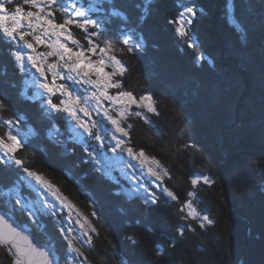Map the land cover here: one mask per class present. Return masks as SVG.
Masks as SVG:
<instances>
[{
  "label": "trees",
  "instance_id": "16d2710c",
  "mask_svg": "<svg viewBox=\"0 0 264 264\" xmlns=\"http://www.w3.org/2000/svg\"><path fill=\"white\" fill-rule=\"evenodd\" d=\"M147 2L151 10L141 19L145 0H113L128 16L134 38L143 37L141 48L126 50L119 17L94 28L101 34L93 41L125 49L115 53L128 68L117 77L120 90L132 91L137 98L145 92L154 94L160 114L146 112L150 123L130 116L129 145L156 156L169 169L172 178L165 177L163 187L178 200L153 187L158 203L149 204L145 212L139 198L128 199L123 181L94 170L82 147L76 146V156L62 153L49 136L53 122L67 135L62 117L52 114V121L42 117L38 102L20 94L19 76L8 54L10 44L0 35V98L10 104L0 117H24L18 122L32 128L18 158L58 187L92 222L96 228L92 244L81 246L91 264H117L118 257L131 264H264V2ZM193 4L198 15L189 27L197 45L189 47L176 33L175 23L168 21L176 20L182 5ZM6 5L15 8L13 3ZM23 7L27 10L28 5ZM236 21L247 28L246 40L236 30ZM72 30L82 40L80 30ZM199 53L204 54L203 61L196 59ZM77 157L89 162L76 167ZM4 167L12 169L6 180L23 174L18 166L0 164V169ZM202 174L214 181L211 186L201 182L195 190L198 210L215 221L204 229L196 220L185 219L187 210L181 211L193 190L190 178ZM0 208L16 222L27 223L40 241L53 242L60 263L67 264L65 241L51 216L42 215V225L37 226L29 223L14 200ZM189 224L195 231L188 229ZM178 227L185 229L182 237ZM133 234L139 239L135 246L125 238ZM0 264H11L3 248Z\"/></svg>",
  "mask_w": 264,
  "mask_h": 264
},
{
  "label": "snow or ice",
  "instance_id": "6c2138e0",
  "mask_svg": "<svg viewBox=\"0 0 264 264\" xmlns=\"http://www.w3.org/2000/svg\"><path fill=\"white\" fill-rule=\"evenodd\" d=\"M264 2V0H262ZM7 3L15 4L14 10L6 7ZM71 5L69 8L64 6V0H23V4L17 0H0V35L12 42L8 49L9 56L14 60L15 66L19 72L28 75L30 69H35L39 77L33 76L32 82L41 90L33 91L31 95L27 92H21L28 100L38 102L41 109V116L53 120V113L60 114L65 119V131L70 135L64 136L59 125L55 122L51 123L49 128V136L54 144L61 147L62 153L76 156V146L83 148L91 161L94 162V170L104 175H110L113 170L114 163H120L123 168L130 169L136 166L123 160L122 157H108L103 151V144L106 138L110 137L114 141V146L109 145L112 153L126 152L128 157L137 161V165L146 170L147 174L154 177L155 181L160 182L162 191L166 193L172 200H178L176 194L167 187H163L165 177L171 179L169 169L164 167L156 156H148L144 149H134L130 146L129 140L124 138L130 137V129L132 125L128 123L130 116H136L150 123L147 116L141 111H133V105L137 109H144L146 112L159 115L157 102L154 94L145 92L138 98L132 91L119 90L122 89V83L117 77H123L128 71L125 63L118 58L115 53L125 51L124 48H114L111 43H105L103 46L96 44L92 39H88L89 47L84 49L80 46V42L75 38L69 26L74 25L77 28L88 33V36L99 39L101 33L97 31H89L90 28H103L105 24L110 23L111 19L119 17L123 27V45L127 46L126 50L132 52L133 49H139L143 46V37L134 38L131 29L128 28V16L120 9L114 6L113 0H91L86 6L81 3L77 4V0H68ZM109 7L105 9L104 4ZM23 5H28L27 10ZM59 8L63 15V22L57 23L55 17V8ZM142 7L141 19L146 16L152 5L145 0ZM176 20H169V24H178L176 33L183 38L189 47H196L197 41L191 34L190 25L197 17V7L193 5L181 6ZM32 9H35L33 11ZM103 13L99 19H93L92 15ZM236 30L240 33L242 39H247V28L242 22L236 21ZM31 37L29 40L27 37ZM47 37L48 39H45ZM55 37V39H52ZM76 45L79 50H74L68 46V42ZM44 45L50 49L47 52H38L36 46ZM30 50V51H26ZM96 55L99 53V59L92 60L85 53ZM55 57V61L49 63V58ZM198 61H203L205 56L199 53L196 56ZM211 63V61H209ZM106 67H110L112 71H106ZM65 71L67 75L65 76ZM52 80L49 82L48 75ZM95 76V79H93ZM78 78V79H77ZM77 80L78 83L88 85L87 95L81 96L71 91L65 84L57 83V80ZM109 89H118L115 95L110 94ZM59 94L62 99L58 103L54 102L53 97ZM108 102L105 104V102ZM10 104L5 98H0V111H7ZM95 111L110 123L111 130L103 125L102 122L92 119L91 113ZM115 113V115H113ZM24 117L9 116L0 123V128H5L3 134H0V164L18 166L22 175H17L15 179H5L12 169L4 167L0 169V205L8 206L12 200L16 205H21L20 211L27 216L29 223L39 225V216L51 213L56 215L53 209L55 205L49 202L43 195L37 200L30 201L22 195L21 189L24 184L31 185L35 181V185L39 186L37 191L43 189L65 208L74 209L76 206L63 195L59 188L46 179L42 174L25 166L24 160L18 158V151L25 145L18 138L20 133L17 129L16 134L13 128L17 127L18 120ZM159 134V133H158ZM94 140L100 146V150L93 148L88 141ZM72 144L73 147H69ZM91 149V150H90ZM89 161H81L77 157L74 162L76 167L81 163ZM123 171V169H121ZM137 187L130 188L128 191V199L139 198L147 212L149 204L158 203V197L155 192L146 187L145 183L140 181L133 173L130 177ZM192 189L188 192L190 199L181 205V211L186 212L185 219L196 220L201 229L209 225H213L215 221L210 218L209 214L202 213L198 210V200L196 189L202 182L211 186L214 181L207 175H195L190 178ZM142 190V191H141ZM125 215L128 214L127 209H121ZM96 215L95 212L92 213ZM87 237L85 243L91 245L92 238L89 229L96 231L87 216H84L77 209V218L75 221ZM136 223H140L139 220ZM190 231H195L191 224L188 225ZM63 240L67 244V261L68 264H91V261L85 254L82 247H77L76 237L71 235L73 229L68 227L59 229ZM177 233L182 237L185 233L183 227L176 229ZM132 246L139 243L138 237L128 235L125 237ZM175 242L170 245L174 247ZM116 246L113 245V248ZM0 248L5 249L7 255L11 257V264H60L55 245L49 241L45 244H38L30 233L26 232L24 227L17 225L15 221L6 213L0 212ZM72 253L75 256L71 255ZM155 254L159 256L161 250L157 248ZM83 258V260H80ZM117 264H131V261L125 258H117Z\"/></svg>",
  "mask_w": 264,
  "mask_h": 264
},
{
  "label": "rangeland",
  "instance_id": "374dc122",
  "mask_svg": "<svg viewBox=\"0 0 264 264\" xmlns=\"http://www.w3.org/2000/svg\"><path fill=\"white\" fill-rule=\"evenodd\" d=\"M91 0H77V4L79 6V4L83 3L85 4V6L90 3ZM8 4V3H7ZM64 6L69 8V13L71 12V5L68 3V0H64ZM7 7V5H6ZM8 8V7H7ZM33 11H35V9H32ZM59 8H55V17H56V22L59 23L58 20H61L63 22V15L60 13ZM93 19H99L101 18L100 15H92ZM60 22V23H62ZM176 27H178V24H175ZM72 27H76L74 25H70L69 28L71 30V32L73 33V35L75 36V38L80 42V46L83 47L84 49H87L89 47L88 45V39H92L93 37L88 36V33H85L83 30H80L81 33V37L82 40H80L75 32L72 30ZM94 28H90L89 31H98ZM86 36L88 37V39H86ZM29 40H31V37H27ZM5 39V38H4ZM45 39H48L47 37H45ZM52 39H55V37H52ZM7 43L12 44L11 41L5 39ZM97 44V43H96ZM68 46L72 47L74 50H79L77 48L76 45H73L70 41L68 42ZM101 46V45H100ZM36 50L38 52H47L50 49L46 48L44 45H38L36 46ZM26 51H30V50H26ZM85 55L89 56L90 59L92 60H97L99 59V53H97L96 55H92L91 53H85ZM55 57H50L49 58V63L55 61ZM14 62V60H12ZM14 67L16 68V72L19 76V80H20V84H21V90L22 92L26 91L27 95H31L33 91H41L35 84L34 82H32V77H39V74L35 72V69H31V66L29 65V73L28 75H24L21 74L18 70V68L15 66V62L13 63ZM106 71H112V69L110 67H106L105 69ZM67 75V72L65 71V76ZM78 79V78H77ZM93 79H95V76H93ZM48 80L49 82H51L52 77L49 74L48 75ZM174 81H176L174 79ZM57 83H63L65 84L71 91L76 92L77 94L84 96L87 95V91L86 89H88V85H85L83 83H78L77 80H57ZM164 83V82H163ZM120 90V89H119ZM118 91V89H109L110 94L115 95L116 92ZM63 97H61L58 93L53 97L54 102L58 103L60 99H62ZM108 102L106 101L105 104H107ZM133 111H141L144 113V115L146 116V111L144 109H137L135 105H133ZM56 114V113H53ZM59 116L62 117L64 123H65V119L62 115L57 114ZM92 115V119H95L97 121H100L103 123V125L105 127H107L108 129L111 130V125L110 123H108V121L102 116V114H98L97 112L93 111L91 113ZM113 115H115V113H113ZM20 117V116H18ZM0 123H3V119L0 117ZM56 123V122H55ZM57 124V123H56ZM60 128V127H59ZM19 131L20 135L18 138L21 139V141L23 142L24 137L26 134H28V132H31L32 128L30 126L27 125V127H23L20 122H18L17 127L13 128V132L14 134H16V131ZM61 130V128H60ZM5 131V128H4ZM61 132L63 133V135L65 136L64 132L61 130ZM67 135H70V132L67 131ZM66 135V136H67ZM126 140H129V137L124 138ZM88 143L93 147L96 148L97 150H100L101 146L94 140H89ZM114 141H111V138L108 137L105 139L104 144H103V151L106 154V156L108 157H117L120 158L122 157L124 161L131 163L132 165L136 166L134 168H130V169H126L123 168V165L120 163H114L113 165V170L111 171L110 175L111 177L114 176V178H116L119 182L123 181L122 185L124 186V190L125 192L128 194V191L130 188H134L137 187L136 183L130 178L131 175L134 173L138 179L142 182L145 183L146 187L149 188L152 191V188H156L159 190H162V187H160V182L159 181H155V178L148 175L146 170L141 169L138 165H137V161L136 160H132L130 157H128L126 152H119V153H112L110 150L109 145L111 144L112 146H114ZM128 146H130L128 144ZM91 150V149H90ZM89 160L91 161V158L89 157ZM92 162V161H91ZM94 164V162H92ZM123 169V171L121 170ZM25 187L21 189V193L23 196H25L28 200L30 201H35L37 200V198L40 195H43L49 202H51L53 205H55V208L53 209V211H55L56 215L53 216L51 213H47V214H42V215H47V216H51L52 220L54 221V223L56 224V227L58 229L60 228H65V231L67 230L68 227H71L73 229L71 235L76 237L77 243L76 246L77 247H86L88 244L85 243V241L87 240V237L83 235L82 230L80 229V226L75 222L76 218H77V208L75 207L74 209H68L65 208L63 205L60 204V202L58 200H56L53 196H51L49 193L44 192L43 189H40L39 191H37V189L39 188V186L35 185V181L31 182V185L29 184H24ZM142 191V190H141ZM21 207V205H19ZM80 213H82L81 211H79ZM83 214V213H82ZM39 216V223L42 225V220H41V216ZM84 215V214H83ZM85 216V215H84ZM92 223V222H91ZM92 231L89 229V234L91 236ZM64 241V240H63ZM88 247V246H87ZM245 248V247H244ZM65 258H66V263L68 264L67 261V244L65 242ZM71 255L75 256L74 253H72ZM80 260H83V258H80ZM245 264V263H244Z\"/></svg>",
  "mask_w": 264,
  "mask_h": 264
},
{
  "label": "water",
  "instance_id": "95a60500",
  "mask_svg": "<svg viewBox=\"0 0 264 264\" xmlns=\"http://www.w3.org/2000/svg\"><path fill=\"white\" fill-rule=\"evenodd\" d=\"M0 212H3V213H6L2 208H0ZM7 214V213H6ZM8 215V214H7ZM9 216V215H8ZM10 217V216H9ZM15 221V220H14ZM15 223L17 224V225H20V226H22V227H24V229H25V231L26 232H28V233H30L31 234V236L35 239V241L38 243V244H45V243H47V242H44V241H40L36 236H35V234H33V232H32V230H31V227L27 224V223H18V222H16L15 221ZM246 241H247V238L245 239V243H246ZM244 247H245V245H244ZM57 254H58V257H59V259L61 258V255L57 252ZM61 264V263H60Z\"/></svg>",
  "mask_w": 264,
  "mask_h": 264
}]
</instances>
